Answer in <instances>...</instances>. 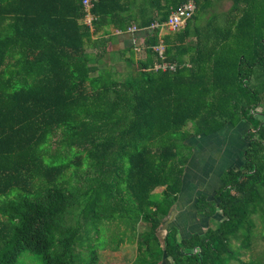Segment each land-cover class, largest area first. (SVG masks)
I'll return each instance as SVG.
<instances>
[{
	"label": "trees",
	"instance_id": "16d2710c",
	"mask_svg": "<svg viewBox=\"0 0 264 264\" xmlns=\"http://www.w3.org/2000/svg\"><path fill=\"white\" fill-rule=\"evenodd\" d=\"M185 1L94 0L87 25L82 0H0V264L22 251L99 264L100 249L126 241L129 264H264V250L239 256L264 239V0H194L179 29L149 27ZM131 24L143 57L118 50L130 68L119 80L104 62L114 34L97 32ZM240 122L242 165L197 198L204 231L180 237L187 140Z\"/></svg>",
	"mask_w": 264,
	"mask_h": 264
},
{
	"label": "crops",
	"instance_id": "0c3cea01",
	"mask_svg": "<svg viewBox=\"0 0 264 264\" xmlns=\"http://www.w3.org/2000/svg\"><path fill=\"white\" fill-rule=\"evenodd\" d=\"M129 1H134L135 3H138L144 0ZM104 29H108L110 31V35L114 34L112 35V40H110L109 44L107 45V50H109V52L107 58L104 59V62H107L109 65H111L115 72V77L119 80H122L123 78L128 77L130 68L127 66L124 59L121 58L116 52L122 48L134 45L136 46V48L134 47V49H136L135 57H143L142 42L144 33L141 35H139L138 33L137 36L136 31L138 30H136L135 33L130 32L127 29L125 31H120L119 29L113 30L112 28H108L105 26L97 32V36L101 34L107 37L108 35L104 33ZM167 32L169 31L163 30L159 33V35L162 36ZM139 50L141 51L138 52ZM104 62H98V64L102 63L101 65H103ZM95 64L97 65V61L95 62ZM93 74L97 75V72H94ZM248 127L249 125L247 122H240L236 126L228 124L222 130L211 134L213 135L212 138H208L206 137V135L190 137V144L192 145V156L190 160L192 161L196 157L195 145L197 144L201 147L202 143L205 142L207 145H212L211 151H213V157H217V155L221 153L222 159L228 160L231 156V158L233 157V159L236 160L235 162H233V159L231 160V162L235 164V168L240 167L244 160V149L248 144V138L246 137ZM233 132L236 133L235 138L231 136ZM199 138L200 140H197ZM236 138L238 141L237 145L232 143L236 140ZM206 147L207 146L201 148L206 149ZM195 161L196 162L194 164V167L190 168V172L191 174H193L194 178L192 176V181L185 180L187 184L184 185L183 190L182 192H180L178 199L174 205V216L172 218V221L173 224L177 226L178 235L180 237H187L193 232L202 233L204 229L208 226L210 217H205L197 214L195 212V202L197 198L202 194L206 195L207 198L212 199L216 190L222 184L221 175L223 173V170L229 168L226 166V164H224L219 169H217V172L213 175V184L211 185V187H207V189L203 190L201 188H203L209 182V177H211V173H209L208 176H205V178L203 177L199 179L200 168L205 169L206 167L202 168L205 165L203 161H198L197 158L195 159ZM230 164L231 163H228V166H230ZM219 215L220 213L215 214L213 216L214 219L219 220Z\"/></svg>",
	"mask_w": 264,
	"mask_h": 264
},
{
	"label": "rangeland",
	"instance_id": "374dc122",
	"mask_svg": "<svg viewBox=\"0 0 264 264\" xmlns=\"http://www.w3.org/2000/svg\"><path fill=\"white\" fill-rule=\"evenodd\" d=\"M231 4L230 0H218L216 2V9L218 10H225L227 9ZM141 50H139L138 52H140ZM242 131V129H241ZM213 135H206V137L208 138H212ZM231 136L233 138L236 137V133H232ZM197 140H200L197 139ZM233 144L238 143L237 138L234 142H232ZM187 144L189 146L192 147V145L190 144V138L187 140ZM206 147V149H202L201 147ZM198 146L197 144L195 145V150H196V157L198 161H203L204 162V166L202 168L205 169H201L199 170L200 174H199V179L201 178H205V176H208L209 173H211V177H209V182L201 189H207V187H211V185L213 184V175L214 173L217 172V169H219L222 165L226 164L227 167L231 168H235V164H233V162H235L236 160L233 159V157L231 158V156L229 157L228 160H223L222 159V155L221 153L217 155V157H213V151H211L212 145H207L205 142L202 143V145ZM192 154L189 157V162L185 168V173H184V181L185 180H190L192 181V176L193 174H191L190 172V168L194 167L195 164V159L194 160H190L191 159ZM208 159V160H207ZM214 159V160H213ZM233 159V162H231V160ZM228 163H231L230 166H228ZM225 166V167H226ZM194 178V176H193ZM189 185V182H188ZM162 187H157L155 189V191H160ZM256 223H257V229H259V220L256 219ZM110 227H113V225L109 224ZM255 230V231H256ZM162 234H163V230H161ZM135 243L134 242H129L126 241L124 243H122L118 249L116 250H111L110 248H104V249H100L98 251L99 254V264H129L136 253V248H135ZM264 250V239L260 238V237H254L253 240V244L250 250L247 249H240V258L242 259H247L251 253L253 254H257L260 251ZM236 261H232L231 264H236ZM15 264H44L43 260L41 259L40 256L35 255L33 253H30L28 251H22L19 255V257L17 258V261Z\"/></svg>",
	"mask_w": 264,
	"mask_h": 264
},
{
	"label": "built area",
	"instance_id": "2783aa9c",
	"mask_svg": "<svg viewBox=\"0 0 264 264\" xmlns=\"http://www.w3.org/2000/svg\"><path fill=\"white\" fill-rule=\"evenodd\" d=\"M93 1L94 0H82V5L85 11L83 22L87 25H91V21L95 18L94 14L90 12V8L92 6ZM195 7L196 4L194 0H186L175 8H172L166 20H163L161 22L153 21L151 22L149 27H160V32L163 30L175 31L182 27L185 24L186 20L192 16ZM127 30L130 32H135L136 30H138V28L135 26V24H131L127 27ZM153 49L157 52L160 58H163L164 44L161 39L159 40L158 44L153 46ZM153 67L154 69H174L175 64L161 61L155 62Z\"/></svg>",
	"mask_w": 264,
	"mask_h": 264
}]
</instances>
